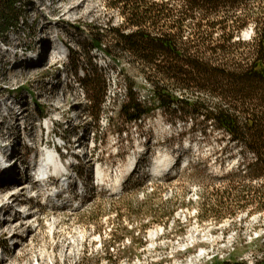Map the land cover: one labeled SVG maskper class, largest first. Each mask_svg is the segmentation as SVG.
I'll use <instances>...</instances> for the list:
<instances>
[{"label":"rangeland","instance_id":"obj_1","mask_svg":"<svg viewBox=\"0 0 264 264\" xmlns=\"http://www.w3.org/2000/svg\"><path fill=\"white\" fill-rule=\"evenodd\" d=\"M78 1L21 0L19 28L0 39V221L6 228L1 235L0 225V264H208L215 257L253 264L264 256V210L249 205L222 212L221 221L210 217L200 222L197 215L202 195L212 205L225 188L230 201L239 192L234 186H256L254 179L244 177L245 164L255 160L253 153L211 121L203 123L201 116L192 122L191 115L182 120L180 112L155 107L142 120L126 122L121 106L130 85L148 106L154 99L152 87L133 63L134 54L116 47L110 32L111 27H132L112 5L114 0H86L66 12ZM262 7L264 0H241L211 11H221L219 16L236 11L242 17ZM257 26L250 20L236 34L241 54L229 59L222 53L226 66L246 67L254 60ZM99 33L105 35L108 51L92 47ZM47 45L56 47V57L47 58ZM260 84L238 97L221 90L189 96L200 97L209 107L239 101L240 109L264 117ZM51 133L64 134L71 142L72 172L84 181L87 197L75 185L73 200L49 206L45 192H35L24 182V166L31 163L30 156L42 153L41 142L52 140ZM161 157L166 163L160 167L178 160L164 179L147 169ZM98 166L101 176L96 174ZM118 180L121 186L115 190ZM21 184L25 191L17 195ZM155 210L175 214L153 219ZM126 227L134 232V240ZM115 231L118 237H128L110 249L118 256L112 263L106 247ZM130 251L135 253L131 259Z\"/></svg>","mask_w":264,"mask_h":264},{"label":"trees","instance_id":"obj_2","mask_svg":"<svg viewBox=\"0 0 264 264\" xmlns=\"http://www.w3.org/2000/svg\"><path fill=\"white\" fill-rule=\"evenodd\" d=\"M173 1L114 0L112 4L121 9L132 27L129 31H125L123 27L110 28L115 37V46L134 54L133 63L145 75L147 83L153 89L154 98L152 106H148L147 101L141 100L134 85H130L127 100L121 106L122 116L126 122H138L155 107L180 112L179 117L182 120L191 115L192 122L201 116L203 123L211 121L215 127L231 136L236 144L244 145L253 153L255 160L245 164L244 177L254 179L256 186H234L239 188V192L236 198L230 201V195L228 198L226 195L229 189L225 188L220 194H216L212 205L205 195H202L197 209L200 222L210 217L221 221L224 219L222 212L245 210L249 205H255V210H264V117H259L249 109H240L239 101L237 104L209 107L200 97L189 96L202 90L210 93L221 90L238 97L242 93L248 95L255 91L256 83L263 85L259 88L264 92V7L259 11H249L242 17L237 16L236 11L219 16L221 11L213 12L211 9L241 0ZM23 11L21 0H0V39L5 40L9 31L19 28ZM230 20L234 25L229 24ZM250 20H255L260 25L256 27L253 39L256 44L254 60L246 67L241 64L226 66L221 60L225 55L230 59V56L238 57L241 54L237 44L242 41H236L235 37ZM187 30L191 36L184 41ZM216 32H219L218 37L215 36ZM104 39L105 35L99 33L93 37L92 47L108 51V46H104ZM224 79L229 83L224 84ZM94 81L95 78L89 80L91 84ZM177 92L186 95L180 97ZM102 102L103 100L98 103L100 107ZM153 212L157 216L152 218L161 220L175 214L174 211L169 214L158 213L157 210ZM153 212L150 211V214ZM143 229L145 232L146 228ZM126 231L134 240V232L127 227ZM126 237V234L118 237L116 231L113 232L111 242L106 247L107 259L110 262L115 263L118 259L110 249ZM134 256L135 253L130 251L128 258ZM208 264L248 263L237 258L222 260L215 257ZM253 264H264V256Z\"/></svg>","mask_w":264,"mask_h":264},{"label":"bare ground","instance_id":"obj_3","mask_svg":"<svg viewBox=\"0 0 264 264\" xmlns=\"http://www.w3.org/2000/svg\"><path fill=\"white\" fill-rule=\"evenodd\" d=\"M86 0H82V1H78V2H73L72 3V5L69 7V9L66 11V12H70L71 10H74V9H76L77 7H79L81 4H83L84 2H85ZM53 49H56V47H53ZM57 51H55L54 53H56ZM43 152L45 153L46 152V154H48V159H49V161L50 162H53V163H55V164H58L59 163V160L57 159H55L54 157H56L55 155H52V153H51V151H44L43 150ZM166 160V158H164V161ZM164 161H163V157H161V158H159L158 160H156L154 163H153V169L156 171V172H162V171H165L167 168H168V166H164V167H160V165L162 164V163H164ZM165 163H166V161H165ZM134 164H135V160H134V162H132V164H131V168H133L134 167ZM59 167L60 168H62V170H64V168L63 167H61L60 165H59ZM149 167H151V166H149ZM159 167V168H158ZM98 169H97V174H99V176H101L100 175V172H101V169H100V167L98 166L97 167ZM151 169V168H150ZM65 171V170H64ZM57 172H59V171H57ZM102 178V177H101ZM120 186H121V182L118 180V182H116V186H115V190H118L119 188H120ZM17 187V186H16ZM19 188H18V192L16 191V194L18 195H20V194H23L24 193V191H25V185L23 184H21L20 186H18ZM12 195V194H11ZM13 196H15V193L12 195V197ZM11 197V198H12ZM4 208V205L2 206V207H0V211H2V209ZM0 225H2V232H1V235H4V233L6 232V228H5V225H4V223L2 222V221H0ZM23 225V222H20V226H22ZM7 226V225H6Z\"/></svg>","mask_w":264,"mask_h":264}]
</instances>
